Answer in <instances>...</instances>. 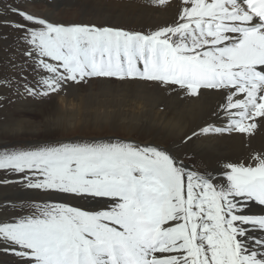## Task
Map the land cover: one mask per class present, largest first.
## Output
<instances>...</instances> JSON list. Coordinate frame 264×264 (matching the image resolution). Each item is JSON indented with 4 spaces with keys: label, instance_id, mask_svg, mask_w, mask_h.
Listing matches in <instances>:
<instances>
[{
    "label": "snow or ice",
    "instance_id": "obj_1",
    "mask_svg": "<svg viewBox=\"0 0 264 264\" xmlns=\"http://www.w3.org/2000/svg\"><path fill=\"white\" fill-rule=\"evenodd\" d=\"M0 19L35 73L17 85L24 95L52 99L94 80L143 83L219 95L227 126L202 134L264 126V0H182L170 25L147 34L59 22L20 5H4ZM252 159L228 163L217 183L162 148L123 140L0 151V170L47 197L0 221V247L18 264H264V215L246 214L251 203L264 207V152Z\"/></svg>",
    "mask_w": 264,
    "mask_h": 264
},
{
    "label": "bare ground",
    "instance_id": "obj_2",
    "mask_svg": "<svg viewBox=\"0 0 264 264\" xmlns=\"http://www.w3.org/2000/svg\"><path fill=\"white\" fill-rule=\"evenodd\" d=\"M64 1L68 7H65L66 12L57 11L58 6L44 1L47 6L43 7L45 9L39 15L62 22L60 17L67 14L69 23L76 21L109 25L146 34L170 25L177 18L178 5L182 3V0H168L166 5H158V0H102L108 3L102 7L98 3L101 0ZM178 92V89L162 90L143 83L120 84L94 80L90 85L67 89L68 95L48 99L36 109L40 110V116H44L48 110L46 117L62 118L50 123L60 131V135L68 132L85 133L83 131L90 129H110L135 133L144 138V145L159 147L165 144L164 150L182 161L189 171L203 170L213 175L217 183L224 182L222 174L228 163L252 165V157L264 152V126L258 125L251 135L225 132L201 133L197 136L203 127L218 116L211 126H227L228 121L219 109L222 98L212 92L199 97ZM22 128L25 127L17 129ZM8 130L0 131L1 135ZM193 133L196 135L193 136ZM190 160L194 161V168L189 165ZM34 194V198L44 196L39 192ZM67 202L94 210L90 201ZM246 214L264 215V207L251 203ZM254 235L260 236V233ZM0 252V264H18L19 258L11 252H5L2 247Z\"/></svg>",
    "mask_w": 264,
    "mask_h": 264
},
{
    "label": "rangeland",
    "instance_id": "obj_3",
    "mask_svg": "<svg viewBox=\"0 0 264 264\" xmlns=\"http://www.w3.org/2000/svg\"><path fill=\"white\" fill-rule=\"evenodd\" d=\"M44 1L47 2V0ZM44 1L0 0V8H3L4 5H8L9 7L20 5L22 8L38 15L40 14V11H44L45 8L43 7L47 6V3H53L52 5L58 6L57 11H65L68 9L64 0H53L54 2L48 0L51 2L47 3ZM31 3H33V5ZM98 3H101L100 6L102 7L108 4L102 0ZM33 6H36L37 8H34ZM67 18L68 17L66 14L65 16H62V18L60 17V20L62 19V22L65 21L64 23H69V19ZM7 19L12 21L19 19V17L9 14ZM73 23L80 22L75 21ZM17 36L18 33H16L12 28L4 26L3 20L0 19V131L4 129L6 130L7 128L10 129L8 132H6L7 135H1L0 132V151L35 147L40 144L55 143L56 141L84 142L92 140L108 141L109 139H113L132 142L142 146L144 145V138L135 133L114 131L110 129H101L102 131H100L89 128L90 130L84 129L89 130L87 131L88 133L86 131H83L85 133L68 132L64 135H60V131L58 132L56 128L52 127L53 125L50 123L52 120L62 118H56V116L46 117L45 115L48 114L46 113L48 111L47 109V111L44 112L45 115L40 116V110L36 109L40 103H45L48 101V99L40 97L33 98L24 95L23 88H20L19 91H17L18 84H23L25 81L31 84L34 82L33 77L35 76V73L32 72L31 68L27 66L25 57L22 54L23 45L17 41ZM13 65H15V67H13ZM6 79L12 81L11 87L4 86ZM74 87L77 86H73L69 89ZM48 109L50 110L51 108L48 107ZM218 118L219 116L216 119ZM216 119H212L205 127L212 125ZM21 125L25 128L18 130L17 128L22 127ZM197 134V136H199L201 131H199ZM160 147L165 149L166 145L163 144L160 145L159 148ZM192 163H194V161L192 162L190 160L189 165L192 166ZM193 171L205 173V171L200 169L198 171ZM18 179V177L0 170V221L11 220L15 218L16 213L27 214L22 212L21 209L25 206L31 208L34 204H38L47 199L45 196H42L43 198H34V193H36V191L26 189L22 184L15 182L18 181ZM5 181L12 182L5 183ZM37 198L38 200H35ZM55 199L60 200V202H67L62 198ZM90 204L94 210L100 207V204L97 201H90ZM73 205L79 206L75 204ZM9 259L11 258L9 257Z\"/></svg>",
    "mask_w": 264,
    "mask_h": 264
}]
</instances>
